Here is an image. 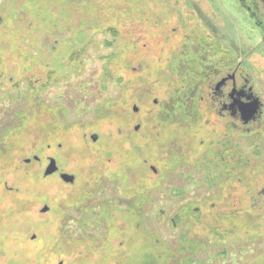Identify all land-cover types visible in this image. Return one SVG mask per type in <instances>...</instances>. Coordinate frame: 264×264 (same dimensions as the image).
<instances>
[{"label": "rangeland", "instance_id": "1", "mask_svg": "<svg viewBox=\"0 0 264 264\" xmlns=\"http://www.w3.org/2000/svg\"><path fill=\"white\" fill-rule=\"evenodd\" d=\"M237 1L0 0V264H264V198L253 208L242 185L238 196L203 182V171L169 170L173 154L162 142V107L182 110L170 83L202 66L200 55L227 65L237 54L264 101V34ZM211 34L224 49L218 57L200 41L191 48L189 37ZM202 119L192 121L184 152L198 153V134L211 139ZM262 119L236 139L249 161L240 171L245 185L252 168L256 185L264 180L251 161L264 155ZM138 120L144 133L160 124L155 149L126 136ZM138 143L143 150L129 148ZM46 154L76 182L44 176ZM143 159L158 168L154 175ZM189 205L200 208L199 222L174 217Z\"/></svg>", "mask_w": 264, "mask_h": 264}, {"label": "flooded vegetation", "instance_id": "2", "mask_svg": "<svg viewBox=\"0 0 264 264\" xmlns=\"http://www.w3.org/2000/svg\"><path fill=\"white\" fill-rule=\"evenodd\" d=\"M237 2L239 7H241V9L246 13V16L251 20V24L254 28L264 34V0H238ZM145 10L148 9H140V11L146 15L147 13L144 12ZM172 14L173 12L170 11V15ZM154 15L155 17H158L159 13ZM143 20H146V18L144 17ZM158 23V20H154V24L156 26ZM192 36L188 39H191L193 42V44L190 45L191 48H194L195 46L193 47V45L200 41L201 48H203L204 52L217 57L219 54L223 53L224 49L220 47L218 38L213 34L207 37L194 35L192 38ZM160 38H164V40H160ZM160 38L159 42L164 43V46L161 45L163 46L162 49H164V47L168 46L170 39L169 37L165 39V34L161 35ZM183 39L184 43H186V38ZM206 45L209 46V48H206ZM200 56L203 57L204 55ZM202 57H200V63L202 66H195L194 64L191 67L190 65V68L183 74V76L175 81L172 80L170 83L177 86L176 88L174 87L175 92L176 90L179 92L183 90L181 94L176 92L177 96L175 99L173 98L174 104L179 105L182 108L181 114L177 116L175 114V109L172 111H170V109L166 110L162 105L163 112L161 114L164 117L163 119H165V115H168L166 123L168 124V135L162 139V142L168 141L170 147L169 150L171 151L169 155L173 154L172 159H170L167 165L169 170H175L181 166L185 169L193 170L194 173L203 171L205 177L202 180L203 182H209L210 185L223 186L226 184L228 186H232V191L238 194V196L241 192L240 185H242V188L245 187L242 192L248 197L250 206L255 208V201L260 197L262 199L264 198V180L259 182L260 185H256V182L253 179L256 175H254L256 172L254 169L256 168H252L248 172V174L251 172L252 177H249L247 184L245 185L244 182H241L240 171L241 169L243 170L248 168L249 161L241 160L236 139L242 132L254 133L255 129H258L260 122L263 120L264 101L255 90L249 75L242 71V63L237 60V54L232 56L233 58L230 62H227V65H223V63L220 64V59L213 63L212 61L206 62V56L204 59H202ZM157 101V99H153L154 104H158ZM253 101H257L259 107L250 119H244L246 118L248 111L245 110V108H248L249 104ZM138 109L137 105L133 103L131 105L130 112L138 113ZM194 111L195 114H193ZM147 113L153 114V111L151 109L146 111V116L148 117ZM198 114L203 115L202 122L203 125H205V128L209 130L211 139L206 141L198 134V144L201 146L199 148L195 145L198 148V153L192 155L191 150H188L186 153L184 152V149L187 150L188 147L189 149L191 148L189 144L191 134L193 133L191 131V123L194 118L198 116ZM163 119L159 116L157 118V122L162 124ZM143 123L144 120L135 121V123L131 126L132 131L126 136L131 140H133L132 137L134 136L144 137L147 139L146 144L151 143L149 148L152 147L155 149L156 146H154V143L158 144L160 141L161 126L158 123L157 125L159 128L157 129V127H155V132L147 127V132L144 133L145 130L141 132L144 127ZM92 134L96 135L95 133ZM92 134L89 135L90 140H92ZM131 134L133 135L131 136ZM151 134H155L154 139L150 137ZM256 134L258 135L259 132L256 131ZM86 136L87 134H85V137ZM95 141L96 140L93 142ZM143 146L144 144L142 145L138 143L131 144L129 148H141V150H143ZM261 154L262 153L258 149V145H254L251 152L252 157L260 158V156H262ZM193 157H200L203 162L200 164H193ZM51 158L55 160L57 169L47 175H45L44 172L43 174L44 176L54 175L56 178L62 180L60 175L62 173H69L63 171L56 159L49 154L44 155L42 158L43 163L41 165L44 169L43 171L46 170ZM34 159L39 160L37 157H34ZM142 161L146 167L153 172V175L157 172L158 168L155 167L152 162L147 161V159H143ZM241 161L243 163H241ZM251 161L254 167H260V171H264V155L260 159H253ZM207 173L209 175H207ZM262 176L264 178V172ZM76 180L77 177L74 180L73 175V181L67 183H74ZM103 191L105 192V190ZM43 208L47 210L49 205H44ZM200 213L201 211L198 206L189 205L185 210H183V212H175L174 217H177L179 221L181 218L188 219L189 217V219L194 218L197 222H199L198 215H200ZM176 223V220H174L172 222L173 226H175ZM220 233L223 232H219L217 234L221 236ZM34 237L35 236H33V238Z\"/></svg>", "mask_w": 264, "mask_h": 264}, {"label": "water", "instance_id": "3", "mask_svg": "<svg viewBox=\"0 0 264 264\" xmlns=\"http://www.w3.org/2000/svg\"><path fill=\"white\" fill-rule=\"evenodd\" d=\"M258 107L259 106L257 104V101H253L251 104H249L248 108H245V110H248V111H247L246 118H244V119H250L252 117V115L256 112ZM96 138H97L96 135H94V134L91 135V139L93 141L96 140ZM56 169H57V166H56L55 160L53 158H51L46 170L44 171V174L47 175ZM60 177L65 182H72L73 181V175H71V174L62 173L60 175ZM44 210H46V209L42 208V211H44Z\"/></svg>", "mask_w": 264, "mask_h": 264}, {"label": "trees", "instance_id": "4", "mask_svg": "<svg viewBox=\"0 0 264 264\" xmlns=\"http://www.w3.org/2000/svg\"><path fill=\"white\" fill-rule=\"evenodd\" d=\"M137 13L139 14V11H137ZM106 30H107V32H111V31H113L114 29H113V26H108V27H106ZM118 31V30H117ZM136 42L135 41H133L132 42V44H135ZM113 44H114V42H113ZM114 56H115V54H113ZM112 55V56H113ZM111 57V56H110ZM109 57V58H110ZM71 58H75V57H71ZM210 230V232L212 233V234H216V229L215 228H210L209 229ZM156 259V258H155ZM153 257H152V261L153 260H155ZM151 260H150V258L148 257L147 259H146V262H150Z\"/></svg>", "mask_w": 264, "mask_h": 264}]
</instances>
